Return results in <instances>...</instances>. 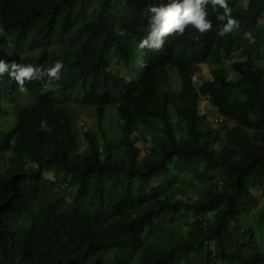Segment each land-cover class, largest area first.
Here are the masks:
<instances>
[{"label":"trees","instance_id":"16d2710c","mask_svg":"<svg viewBox=\"0 0 264 264\" xmlns=\"http://www.w3.org/2000/svg\"><path fill=\"white\" fill-rule=\"evenodd\" d=\"M163 1L0 0V59L64 65L47 88L27 84L34 107L9 134L0 129V264H264L245 222L259 208L253 191L264 199V70L255 61L264 54V0L246 8L227 0L240 25L236 39L217 36L222 22L209 7L213 28L198 40L189 27L161 51L140 49L147 10ZM234 52L245 57L230 65L238 79L220 68L194 83L198 65ZM111 60L131 77L112 72ZM19 92L0 77V117ZM57 94L95 107L97 121L115 105L119 142L100 147L88 132L76 153L73 119ZM201 98L217 111L219 128L199 114ZM137 128L152 131L143 157ZM5 153L12 156L3 165ZM178 177L201 187L197 199L167 188ZM182 213L205 223L186 237L160 230L152 239Z\"/></svg>","mask_w":264,"mask_h":264},{"label":"rangeland","instance_id":"374dc122","mask_svg":"<svg viewBox=\"0 0 264 264\" xmlns=\"http://www.w3.org/2000/svg\"><path fill=\"white\" fill-rule=\"evenodd\" d=\"M252 0H240L241 5L246 8L248 3ZM164 0L162 3H166ZM1 33V32H0ZM233 38H237V34L233 32ZM245 57L239 52H234L228 55H221L217 62H209L205 64H200L197 66L194 73L193 81L196 85L202 82L212 80L216 76V72L220 69H227V77L231 80L238 79V75L235 74L231 69L230 65L235 61H242ZM256 64L264 70V54L258 53L255 56ZM110 70L116 74L130 78L131 75L125 71L121 65H118L116 61L111 60ZM172 88L177 89L180 86L179 78L173 72H170ZM134 77V76H133ZM58 101L63 107L64 111L73 119L72 129L76 133V137L79 142V147L76 149V153H82L87 147L86 144V134L88 132H93L96 135V139L100 147L104 146V143L109 142L112 144L118 143L121 139V132L119 130V120L117 115V108L115 105H110L105 109L104 117L101 121H97V114L95 107L83 104L81 99L75 94L68 95L66 97H60L58 94ZM35 100L31 94L26 92H19L16 95V100L11 105H4V115L0 117V129L5 133L9 134L12 132L14 126L29 115L30 110L34 107ZM199 114L207 116L211 121L212 127L219 128L218 121L220 117L206 98H201L198 104ZM218 125V126H217ZM152 131H141L139 128L134 132L135 145L140 150V157L148 151L150 146ZM12 156L11 153H5L3 156L4 164H6L7 159ZM26 160V159H25ZM29 165L33 166L32 163ZM51 178L54 174L50 175ZM55 178V177H54ZM170 191L176 188H183L184 193L177 195L178 198H186L195 200L198 198L199 193L202 191L201 187L191 185L185 182L183 177H178L173 180L172 185H167ZM253 195L259 201V208L256 212L251 215L245 222L247 225L253 227L256 232V238L262 247L264 252V224L260 222L259 217L264 220V199L260 197V193L257 190L253 191ZM205 219L199 215L195 214H181V216L175 217L172 222H164L157 227V230L152 235V239H155V235L158 231L171 230L175 235H181L186 237L190 232L195 230L198 224H204ZM159 238V237H158ZM156 240V239H155ZM213 247V244L210 245Z\"/></svg>","mask_w":264,"mask_h":264},{"label":"clouds","instance_id":"9594fccd","mask_svg":"<svg viewBox=\"0 0 264 264\" xmlns=\"http://www.w3.org/2000/svg\"><path fill=\"white\" fill-rule=\"evenodd\" d=\"M209 7L215 13L216 19L222 22V27L217 31L218 37L223 38L239 28V21L232 16L227 0H167L166 3L150 6L147 10L150 13L147 35L140 40L138 47L161 51L169 36H184L189 27L198 33L191 38L198 40L213 28ZM63 67L61 61H56L53 66L46 68L42 65L15 61L9 64L0 59V77L7 74L23 93L28 90L26 85L32 82L43 81L45 88L58 82ZM52 174L54 173L49 174V177Z\"/></svg>","mask_w":264,"mask_h":264}]
</instances>
